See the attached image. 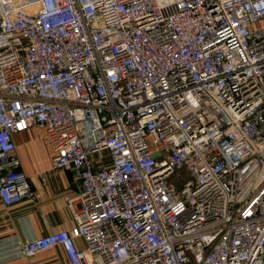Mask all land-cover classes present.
Returning a JSON list of instances; mask_svg holds the SVG:
<instances>
[{"label":"built area","instance_id":"obj_1","mask_svg":"<svg viewBox=\"0 0 264 264\" xmlns=\"http://www.w3.org/2000/svg\"><path fill=\"white\" fill-rule=\"evenodd\" d=\"M32 127L83 190L26 257L264 264V0H0L8 209L34 195L15 140Z\"/></svg>","mask_w":264,"mask_h":264},{"label":"crops","instance_id":"obj_2","mask_svg":"<svg viewBox=\"0 0 264 264\" xmlns=\"http://www.w3.org/2000/svg\"><path fill=\"white\" fill-rule=\"evenodd\" d=\"M15 140L34 195L9 209L0 199V264H70L61 246L26 257L20 243L73 226L65 196L81 194L82 183L70 168L54 169L52 147L44 130L32 127L15 134Z\"/></svg>","mask_w":264,"mask_h":264},{"label":"rangeland","instance_id":"obj_3","mask_svg":"<svg viewBox=\"0 0 264 264\" xmlns=\"http://www.w3.org/2000/svg\"><path fill=\"white\" fill-rule=\"evenodd\" d=\"M186 176H187V174H186Z\"/></svg>","mask_w":264,"mask_h":264}]
</instances>
